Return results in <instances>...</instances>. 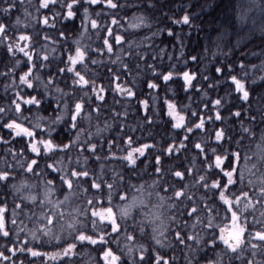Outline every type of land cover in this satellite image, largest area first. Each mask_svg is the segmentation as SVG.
<instances>
[{
	"label": "snow or ice",
	"instance_id": "1",
	"mask_svg": "<svg viewBox=\"0 0 264 264\" xmlns=\"http://www.w3.org/2000/svg\"><path fill=\"white\" fill-rule=\"evenodd\" d=\"M24 2L0 0V46L5 55L14 60L11 66L4 64L6 71H0V76L11 81L5 89H14L9 102L0 105V120L4 121L0 127L10 130L8 136L12 139L0 136V144L8 146L15 143L17 137L24 141L19 148L5 147L4 156L0 157V186L5 189V197L0 200V237L8 238L10 245L0 250V264H25V260L17 258V253L40 258V264H73L72 258L81 254L78 247L87 246H98L97 258L93 261L89 257L90 264H174V255L169 257L137 244V234L146 235L145 229L149 226L155 245L166 248L174 242L176 247L183 246L187 250L184 253L186 264H264V75L258 77L262 83L253 87L256 79L252 80V85L248 83V66L243 62L239 65L242 75H232V64L214 69L215 73H222L225 67L228 69L229 88L242 102L237 110L228 109L231 117L240 119L238 138L229 134L231 129L214 127L209 131L206 127L210 122L223 124V97L204 103V109L212 111V115L199 108L191 110L189 105L169 98L153 111L148 99H138L144 125L129 128L124 122L128 111H117L114 105L121 103L117 97L126 100L138 97L135 83L144 72L151 73V78L145 81L151 90L161 86L156 81L167 83L177 74L183 80L184 91L192 88L196 80L195 72L158 71L156 63H149V60L155 62L164 50L153 55L145 42L162 30L140 41L126 38L134 35L127 29L125 34L116 32L113 26L122 27L116 13L126 7L120 0H37V14L41 10L51 11V7L59 4L62 11L53 12L51 21L47 14L32 16L28 8L23 9L24 14L38 24L55 29L57 17L72 20L82 8L79 37L65 48L64 30H57L63 42L53 39L44 29L41 30L43 35L20 30V16L16 15L15 20L12 17ZM145 4L149 9L154 7L149 0H145ZM253 4L264 12V0H249V7L240 14L242 20L247 19ZM93 5L101 8L94 12L96 18L90 12ZM197 6L204 7L197 3L181 8L183 15L172 19V23L190 25L194 14L187 8ZM29 27L24 24L25 29ZM150 27L144 15L133 16L128 24L129 29ZM90 31L100 41L97 47L83 43L85 39L91 40ZM167 34L176 35L171 28L167 29ZM49 41L64 49L60 57L55 58L54 70V58H50L49 52L55 53L57 48L49 49ZM18 53L26 58L23 62L17 57ZM105 56L106 61L102 59ZM190 59L195 62L198 57L193 55ZM100 65L106 69L103 77L93 67ZM251 68L264 72V63L253 64ZM105 79L107 84L103 82ZM209 79L203 77L205 81ZM37 86L43 88V93L32 95L23 91L24 88L36 91ZM208 87L214 89L215 84ZM109 92L115 94L113 105H107ZM44 96H52L55 106L50 102L45 107ZM152 99L155 101L156 97ZM25 106H33L36 111L33 113L32 107ZM49 109L50 115L40 114ZM162 112L169 118L166 123L170 128L182 130L183 136L178 141L173 138L155 155L153 167L157 179L137 186L131 183L130 176L125 179L123 170L109 168L108 164H123L128 171H134L139 158L156 145L140 143L132 133L152 126L153 116ZM105 113L112 122L105 119L101 126V116ZM93 126L95 131H91ZM114 127L119 129V134L105 140L102 133ZM201 133L207 136L206 140L200 137ZM104 143L108 146L106 152ZM189 143L193 150H198L195 156L185 157L188 164H177L168 170L171 183H161L159 177L165 173L162 156L188 152ZM114 148L121 154L113 151ZM20 173L27 178L13 182ZM9 187L14 194L11 209L7 199ZM161 191L171 192V195H161ZM54 196L57 198L53 199ZM117 198L120 203L115 202ZM76 200L83 206L74 207ZM134 210L139 211L140 221L135 220ZM21 216L33 226L28 228ZM129 219L133 221L131 225ZM121 234L123 247H120ZM169 234L172 241L168 239ZM45 245L56 250L42 251ZM146 252H154V255L146 258ZM257 256L261 259H256Z\"/></svg>",
	"mask_w": 264,
	"mask_h": 264
},
{
	"label": "trees",
	"instance_id": "2",
	"mask_svg": "<svg viewBox=\"0 0 264 264\" xmlns=\"http://www.w3.org/2000/svg\"><path fill=\"white\" fill-rule=\"evenodd\" d=\"M122 4H126V7L119 10L116 13L117 19H120L121 26H113L116 32L124 33V30L127 29L128 32L134 33L133 36H126V38L136 39L138 41L142 40L143 37L149 36L152 37V33L158 32L159 34L152 37L145 42V45L148 47V51L151 54H156L160 49L164 51L157 56L156 61L149 60V63H156L158 65V71H169L173 70L176 73H181L183 71L195 72L197 74L196 80L193 81V87L188 91H184L182 85L183 80L177 74L174 76L173 80L170 82H163L162 80L156 81L161 86L156 90L148 89L146 86V80L151 78L150 72H144L142 76L135 83V90L138 92V97L126 100L121 97L120 104L114 105L117 111L127 110L129 115L124 121L129 128L136 127L137 125H144L142 119L144 113L142 110L138 111V99H148L149 105L155 111L163 105L165 98L175 99L181 105H189L191 110H196L199 108L200 111H207L204 109L203 105L205 102H209L213 99L223 97L225 100L224 107L222 108V115L225 117L223 124L220 121H216L215 124L211 122L207 124V129L211 131L214 127H225L226 129H231L229 134L238 138V133L240 132V119L233 118L229 115L228 109L231 107L232 111H235L239 108V105L242 103L236 97L237 93L232 91L229 88L231 81L227 79L228 69L225 67L222 73H215V67H223L228 64L233 65L232 75H242L239 65L241 62L248 66V83L252 85V80L256 79V87L262 82L259 81L258 77L264 75V72H261L257 69H252L251 65H261L264 63V12L261 11L260 7H257L255 4L251 5V11L247 13V19H241L240 14L243 10L249 7V0H231V6H229V0H149L150 3L154 5L151 9L147 8L145 0H120ZM259 2V0H258ZM204 5L203 9L201 7H192L187 8L188 11L194 14V18L190 25L183 24H173L172 19H179L183 15V11H180L181 8H186L188 4H197ZM240 5V7H236ZM37 6V0H25L24 5L21 7L20 11L15 13L12 17V20H15V16L19 15L22 23L19 25L21 31H29L33 34L35 32H41L42 29L46 30L53 39H60L63 42V38L58 37L57 30H64L67 36V41L64 42V47L72 43L74 39L79 37L81 31V18L83 15V9L81 8L78 12V15L72 20H65L62 16L56 18V28L51 29L47 28L42 24H38L36 20L27 17L24 14L23 9L26 7L28 11L32 13V16H38L47 14L50 17L53 12H60L62 9L59 4L54 7H51L49 10H41L40 14H37L35 8ZM87 7V5H85ZM101 11V8L93 5L90 9V12H93V18H96L94 12ZM144 15L148 17V22L151 24L150 28H140V29H129L128 24L133 16ZM171 17V19H169ZM254 21V22H253ZM27 23L30 25L28 29L24 28V24ZM171 28L176 34L174 36H168L167 29ZM43 35V32H41ZM91 40L85 39L83 43L91 44L92 47H97L100 43L96 39V36L93 31L89 32ZM177 36L179 39H177ZM41 43H44L41 40ZM181 44L183 47H181ZM48 48L56 47L57 51L55 53L49 52L50 58L53 59V70L55 67V58H59L63 52V48L60 45H53L51 41L47 42ZM37 50H40V45H37ZM197 56V61H192L191 56ZM169 56L172 59H169ZM17 57L20 58L23 62L22 54H17ZM114 58V57H113ZM105 61L107 57H102ZM7 63L11 66L14 63V60L10 59L9 56L5 55L3 46H0V71H6L4 64ZM175 66L173 68L172 66ZM23 64H21V67ZM62 66V65H61ZM96 67V71L100 76L106 75V69L103 65L93 66ZM141 68H144V65L141 64ZM20 69H17L19 73ZM204 76L210 77L209 80H203ZM128 79H131L130 77ZM19 81L17 80V83ZM107 84V80L103 81ZM11 83L10 79H5L0 76V105H5L9 102V98L14 96V89L8 87L5 89V85ZM215 84L214 89H210L208 85ZM61 83V87H63ZM23 91L30 93L32 95H38L43 93V88L37 86L36 91L32 89L24 88ZM207 93V95H205ZM115 94L109 92L107 95V105H113V96ZM155 96L156 100L153 101L152 97ZM255 96V94H254ZM52 103V106H55V101L52 96L43 97V105L46 107L49 103ZM235 105L236 107H232ZM33 113L36 111L33 106ZM107 107V106H106ZM245 107H247L245 105ZM209 108L211 105L209 104ZM41 115L48 116L51 114V109L47 112L41 111ZM152 113H150L151 115ZM212 111H207V115H212ZM25 115H31L30 113H25ZM246 115L244 119L246 120ZM105 119H111L107 113L101 116V126H103V121ZM154 123L150 127H141L132 135L134 139H137L140 143H154L155 148L150 149L146 152L145 156L140 157L137 161L134 171H128L123 164L119 163H109L108 167H116L119 170L125 172V179L128 180L129 176L131 177V183L139 185L141 183L151 184L154 179H157L158 174L154 173V164L155 155L160 154V150L163 147H166V143L172 142L173 138L177 141L183 136L182 130L171 129L170 125L166 123L169 119L163 112L158 116H153ZM3 120H0V123H3ZM95 121L93 125H95ZM127 130V129H126ZM10 130L0 127V136L5 137L11 141V137L8 136ZM91 131H95L93 126ZM119 134V129L114 127L113 129L103 132L102 137L107 139H112L114 136ZM202 139H207L203 133L200 134ZM97 140L100 137L96 138ZM15 143H12L8 146L0 144V157L4 156L5 147H16L19 148L23 146V142L19 137L15 138ZM247 143V142H246ZM215 146V145H213ZM107 144L104 143V152L107 151ZM225 147H228L225 144ZM235 147V146H233ZM189 151L181 152L176 156L167 157L162 156V167L165 170L163 176H160L159 179L161 183L168 182L171 183V178L167 174L169 169H172L177 164H188L189 161L185 157L195 156L196 151L192 149V144H188ZM113 151H116L117 154H121L118 148H114ZM11 159V157H8ZM2 166V165H0ZM44 162L41 161V168H43ZM199 167V162L196 164ZM27 178L26 174L20 173L17 175L16 180L13 182H18L19 180ZM34 179V178H33ZM159 190V189H158ZM9 195L7 197L9 208L12 207V202L14 199V194L11 193V188L8 189ZM59 194H57L58 196ZM161 195H171V192L165 194L161 191ZM199 196L200 193H197ZM211 196V193L208 194ZM57 196H54L53 199H56ZM5 197V189L0 186V200ZM62 198V197H60ZM116 203H120L118 198L115 200ZM155 202V200H154ZM73 206H83L80 200L74 201ZM21 219L24 220V224L28 228H31L32 223L25 217L21 216ZM134 218L136 221L142 219L139 211L134 210ZM251 219V217H249ZM19 223V221H18ZM133 223L132 219H129L128 224ZM217 223H220L218 220ZM9 227L12 228V225L9 223ZM131 227L129 231H131ZM15 231V229H14ZM146 235L140 236L137 234V244H144L150 249H155L161 252V254H167V256L174 255L176 257L174 264H186L184 259V253L187 251L183 249V246L176 247L173 242L171 247L160 248L158 245H155L154 241L151 239V226L146 227ZM13 239L15 237L13 236ZM21 239H24V233H21ZM169 241H172V235L168 236ZM8 238L0 237V250L9 247ZM35 243V242H33ZM124 239L123 234L120 237V247H123ZM30 246H32L30 244ZM111 246L116 249L115 244ZM98 246H87V247H78V252L80 255L73 257V264H90L89 257L94 261L97 258ZM174 249V251H173ZM42 251H55L56 249L51 245H45L41 248ZM9 254V253H6ZM154 252H146V258ZM10 255V254H9ZM139 253H136L138 258ZM18 259L25 260V264H28V261H34V264H40V258H33L29 254L17 253ZM248 258H251L250 256ZM256 259H261L260 256H257ZM59 264V262H57Z\"/></svg>",
	"mask_w": 264,
	"mask_h": 264
}]
</instances>
